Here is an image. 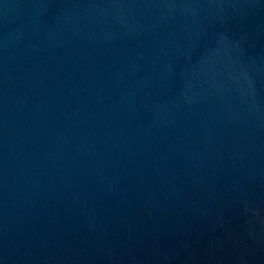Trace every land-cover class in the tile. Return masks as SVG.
<instances>
[{
	"label": "water",
	"instance_id": "water-1",
	"mask_svg": "<svg viewBox=\"0 0 264 264\" xmlns=\"http://www.w3.org/2000/svg\"><path fill=\"white\" fill-rule=\"evenodd\" d=\"M0 264H264V0H0Z\"/></svg>",
	"mask_w": 264,
	"mask_h": 264
}]
</instances>
